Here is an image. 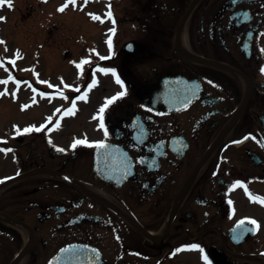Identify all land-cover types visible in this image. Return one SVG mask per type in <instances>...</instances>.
<instances>
[{
  "label": "flooded vegetation",
  "instance_id": "flooded-vegetation-1",
  "mask_svg": "<svg viewBox=\"0 0 264 264\" xmlns=\"http://www.w3.org/2000/svg\"><path fill=\"white\" fill-rule=\"evenodd\" d=\"M189 1L121 0L110 63L125 95L104 110V141L127 150L132 164L107 157L104 171L112 176L94 181L100 191L60 179L90 152L71 144L52 156L48 126L33 138L40 139L42 164L37 150L17 154V163L0 152L3 181L39 165L56 172L0 185V264H47L76 240H104L111 264H183L178 253L188 249L210 264H264V203L253 199L264 197V0H201L181 44L176 23ZM187 49L211 57L213 66L187 57ZM168 74L197 78L202 89L187 109L158 115L145 104ZM241 220L255 233L229 246L227 230ZM134 221L155 234L144 235ZM190 244L201 248L183 247Z\"/></svg>",
  "mask_w": 264,
  "mask_h": 264
},
{
  "label": "rangeland",
  "instance_id": "rangeland-1",
  "mask_svg": "<svg viewBox=\"0 0 264 264\" xmlns=\"http://www.w3.org/2000/svg\"><path fill=\"white\" fill-rule=\"evenodd\" d=\"M28 0L25 1L24 6L25 14H32L38 4L39 14L35 17L29 18L28 20L21 21L20 10L17 7L23 5L22 1H19V6L16 8L12 6L9 7L11 10V19L18 16L20 19L18 25H14V21H11V26L0 27V53L3 58H11L13 54L15 57L18 55V60L15 64L11 61L10 65L15 66V71L21 77L31 78L34 81H47L52 77H57L56 72H53L48 67V62L50 61V54L46 53L43 48H41V33L43 27H49L52 31H59L60 22H65L62 25L70 30L69 25L73 24L74 21L70 20L72 17L75 19L76 15H85L81 10L76 11L75 8L63 9L61 11L58 8L59 2L57 0H51L47 2L46 0ZM42 3V4H40ZM40 4V5H39ZM43 12L40 14V11ZM55 22L53 21V19ZM5 23V21H4ZM55 24V25H54ZM100 29V27H99ZM64 43L70 44L72 46L73 52L76 53V44H83V42H78L76 37L63 40ZM76 57V56H75ZM75 57L72 61H75ZM28 61L27 69L25 70L23 65ZM25 76H23V75ZM62 83V82H61ZM30 90H23V93H28Z\"/></svg>",
  "mask_w": 264,
  "mask_h": 264
},
{
  "label": "snow or ice",
  "instance_id": "snow-or-ice-1",
  "mask_svg": "<svg viewBox=\"0 0 264 264\" xmlns=\"http://www.w3.org/2000/svg\"><path fill=\"white\" fill-rule=\"evenodd\" d=\"M85 2H87V0H85ZM7 4L9 7H12L13 5H12V0H0V4ZM63 7L64 6H62L61 7V11H63ZM111 7V5H109V8ZM108 15L109 16H112V13H111V11H109L108 12ZM6 19V17H4V16H0V20H5ZM113 23H115V21L113 20ZM111 31H115V29H112ZM111 40H109L108 41V44H109V46L111 47ZM129 47H131V45H129ZM261 51L262 52H264V48H261ZM103 58V57H102ZM2 60H3V57H0V62H2ZM84 61H81V63H83ZM75 63V62H74ZM102 71L103 72H105V73H115L116 72V69L115 68H103L102 69ZM261 71L262 72H264V67H261ZM116 80H117V82H119V83H121V84H123L124 82H123V80H121L120 79V77H119V75H117L116 76ZM123 95H125V92H119V93H117L116 94V96H113L112 98H111V100H115L117 97H120V96H123ZM85 99L87 98V97H84ZM109 102H111V101H109ZM24 107L26 108L27 107V105H24ZM73 107H75V105L73 104ZM107 107V104H105L104 106H102L101 107V109H100V112L101 113H103L104 112V109ZM101 127H103V121H101ZM33 128H35V125H32L31 127H26V128H24L23 129V131L24 132H29V131H31ZM17 131L19 132V129H17ZM107 134H108V130H107V128H105V135L107 136ZM88 143H90L87 139H77L76 141H74L73 142V144H72V147L73 148H76V146L77 145H79V144H88ZM92 143H95L97 146H99V147H104L105 146V143H104V141H94V142H92ZM7 151H9V149H5V152H7ZM3 179H9L8 177H5V178H3ZM0 182H3V180L2 179H0ZM235 184H237V185H239V184H242V181H240V180H237V181H235ZM250 195H251V193H250ZM253 199L255 200V199H259L260 200V202L261 203H264V197H255V196H253ZM229 203H231V201H229ZM251 223L253 224V225H256L257 226V228L259 227V224H258V222L256 221V220H252L251 221ZM239 226H242L241 227V230L242 231H244V232H247V231H249V230H252V231H255V229H249L247 226H244V221L243 220H241L240 222H239ZM70 247H73V246H70ZM184 248H193V249H200L201 248V245H199V244H190V245H184L183 246ZM68 249H61V251L63 252V251H67ZM180 249H177V251H179ZM93 251H97V255H98V250H93ZM205 260H208V257H207V255H204V257H203ZM209 264H210V262H209Z\"/></svg>",
  "mask_w": 264,
  "mask_h": 264
}]
</instances>
